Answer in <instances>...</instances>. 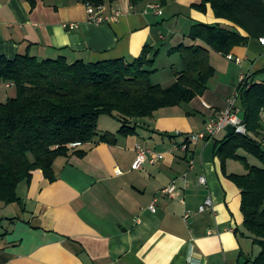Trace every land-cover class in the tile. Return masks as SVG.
I'll return each instance as SVG.
<instances>
[{"label":"crops","instance_id":"0c3cea01","mask_svg":"<svg viewBox=\"0 0 264 264\" xmlns=\"http://www.w3.org/2000/svg\"><path fill=\"white\" fill-rule=\"evenodd\" d=\"M200 1L115 0L98 5L109 19L95 24L83 0H0V55L68 62L132 58L145 44L168 40L166 21H160L167 10L169 21L180 25L172 47L188 39L196 22L234 26L217 18L210 4L204 12L191 7ZM115 11L117 18H110ZM209 62L214 74L202 95L133 120L134 133L108 131L114 143L88 142L82 155L57 158L54 181L35 169L19 183L20 201L0 204V264H253L256 243L243 224L240 189L229 177L245 174L244 162L216 153L226 130L186 140L226 109L241 75L249 84L264 83V47L250 37L228 54L210 49ZM14 94L12 84L0 82V102ZM236 106L242 119L240 97ZM263 137L264 130L260 142ZM185 142V150L174 149ZM137 145L162 157L132 169ZM171 183L175 190L163 193ZM208 197L212 205L200 211Z\"/></svg>","mask_w":264,"mask_h":264},{"label":"trees","instance_id":"16d2710c","mask_svg":"<svg viewBox=\"0 0 264 264\" xmlns=\"http://www.w3.org/2000/svg\"><path fill=\"white\" fill-rule=\"evenodd\" d=\"M113 1L83 0L93 6ZM158 1L160 5L167 2ZM207 4L217 18L234 26L194 23L188 34L190 43L181 42L168 50L181 60L168 86L152 81L159 48L149 44L135 57L95 62H68L61 56L39 60L29 53L13 58L0 55V82L12 84L15 90L14 96L0 102V202L20 201L17 186L29 181L35 169L54 181L57 158L83 154L71 144L114 143V133L98 130L101 115L121 122L119 134L134 133L133 120L203 94L214 74L210 49L228 54L248 38L264 36V0H201L191 7L204 12ZM236 90L243 102L246 132L217 141L216 153L223 160H240L247 168L245 174L229 177L240 189L243 224L260 246L252 263L264 264V149L258 139L264 130V83L249 84L245 78ZM240 149L261 160L263 166L250 165L238 153Z\"/></svg>","mask_w":264,"mask_h":264},{"label":"built area","instance_id":"2783aa9c","mask_svg":"<svg viewBox=\"0 0 264 264\" xmlns=\"http://www.w3.org/2000/svg\"><path fill=\"white\" fill-rule=\"evenodd\" d=\"M86 10L88 13L89 21L100 24L102 22H105L109 19L108 16H106L103 13L101 6H93L90 3H85ZM158 13L161 14V10H158ZM118 16V12H113L112 16L110 18L116 19ZM259 41L261 45L264 47V36L259 38ZM229 59H234L235 61H239L238 58H233L230 54L227 56ZM245 80V76H240V83H243ZM239 97L238 91L235 90L228 98H227V107L226 109L221 112L219 115L215 117H211L208 119L205 129L202 132L193 133L190 136H188L186 142H196L199 138H205V137H211L215 136L219 131L226 130V127L228 125H233L235 133L244 134L246 132L245 125L242 122V119L239 117L238 114V107L236 106L237 98ZM182 143L175 147L174 149H182L185 150L187 147V144ZM263 149H264V137L262 139ZM162 155L150 151L149 149H145L141 147L140 145H137V157L135 161L132 164V169H139L143 162H145L147 159L150 162H153L159 158H161ZM199 181L201 183H204L205 177L201 176L199 178ZM175 190V184L171 183L170 185L166 186L162 189V192L165 194H171ZM212 205V200L208 197L205 199V201L199 206L200 211H204L207 206ZM150 209H154V204L150 206Z\"/></svg>","mask_w":264,"mask_h":264},{"label":"rangeland","instance_id":"374dc122","mask_svg":"<svg viewBox=\"0 0 264 264\" xmlns=\"http://www.w3.org/2000/svg\"><path fill=\"white\" fill-rule=\"evenodd\" d=\"M172 15L170 14V11L167 10L164 14V16L160 17V21L164 20L166 22H162L163 25L165 26L164 29L162 30L165 35L167 36L168 40L165 41L164 43L158 45L157 47L159 48V53L157 55L156 61H155V67L157 68V71L152 75V81L156 83H161L162 86L170 85V77L173 75V69H180L181 68V60L179 54H169L168 50L172 47L170 44L171 36L174 35L175 29L178 28L180 25H177L176 22H171L170 17ZM184 22H181L183 24ZM183 41L185 43H190L191 40L184 38ZM214 80V79H213ZM212 84V83H209ZM237 104H238V98H237ZM121 125V122L110 115L103 114L99 117L98 119V130L99 131H115L117 128H119ZM85 143H73L71 146L73 149L77 150H82L80 147H82ZM239 153L247 158V161L251 165H256V166H263V163L261 160L256 158L255 156L249 154L247 151L244 149H240ZM239 166H244L243 163L238 162ZM245 167V166H244ZM1 204V202H0ZM254 248V253L252 258L255 257L259 251H260V246L258 244H252Z\"/></svg>","mask_w":264,"mask_h":264},{"label":"water","instance_id":"95a60500","mask_svg":"<svg viewBox=\"0 0 264 264\" xmlns=\"http://www.w3.org/2000/svg\"><path fill=\"white\" fill-rule=\"evenodd\" d=\"M234 133H235V131H234L233 125H228L226 127V136H230V135H232Z\"/></svg>","mask_w":264,"mask_h":264}]
</instances>
